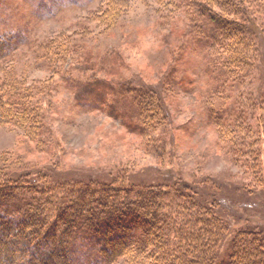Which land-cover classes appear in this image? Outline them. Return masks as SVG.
Segmentation results:
<instances>
[{"label": "trees", "instance_id": "trees-1", "mask_svg": "<svg viewBox=\"0 0 264 264\" xmlns=\"http://www.w3.org/2000/svg\"><path fill=\"white\" fill-rule=\"evenodd\" d=\"M44 1L49 0L39 5ZM184 1L202 18L195 36L204 46L202 72L208 80L206 87L192 86V93L200 97L198 107L214 130L212 143L223 153L233 150L234 160L237 157L249 172L242 189L249 193L259 189L264 200L260 151L264 86L254 98L244 84L255 64H264L252 37L255 29L264 33V17L259 22L255 17L257 9L264 11V3ZM215 5L233 16L222 17ZM0 25V125L24 129L27 142L35 143L21 152L0 151V264H111L117 260L121 264H264V234L252 228L237 230L226 253L220 252L228 232V224L215 211L221 182L200 180L188 186L191 192H184L176 187L185 185L180 180L168 189L162 182L129 179L149 162L164 167L174 153L167 147L175 143V135L165 99L174 85L136 86L129 80L115 82L94 74L86 78L61 75L78 106L91 112L103 106L107 118L119 119V127L132 136L127 147L105 156L102 163L96 161L98 152H88V158L95 159L86 162L92 167L90 174L60 176L56 172L63 167L60 161L68 154H82L83 149H65L53 129L49 105H39L49 82H28L22 73L12 75L6 58L26 41L19 33L21 27L4 21ZM57 38L59 42L50 41L57 43L55 49L43 45L53 53L47 70L53 68L54 57L61 60L67 53L64 39ZM250 46L254 50L248 53ZM176 73L170 67L168 74L174 78ZM190 84L182 79L177 85L188 92ZM58 148L60 160L52 173L41 170L45 167L38 162L41 159H25L34 151L43 153V158L55 157ZM204 182L212 189L196 188Z\"/></svg>", "mask_w": 264, "mask_h": 264}, {"label": "rangeland", "instance_id": "rangeland-1", "mask_svg": "<svg viewBox=\"0 0 264 264\" xmlns=\"http://www.w3.org/2000/svg\"><path fill=\"white\" fill-rule=\"evenodd\" d=\"M0 2V21L21 27L23 32L19 33L26 41L6 58L12 68V75L22 73L28 82L41 79L49 82L46 90L43 89L44 99H41L39 105L44 108L49 105V118L54 123L53 129L59 133L64 148L83 149L80 155L68 154L64 157L60 161L63 164L61 170L54 167L60 160L57 158L61 155L59 148L55 150V157L43 158V153L34 151L35 153L25 156L26 160L41 159L38 162L45 166L41 168L42 171L51 170L52 173L57 169L58 175L64 177L74 175L75 172L90 174L92 167L86 165V162L95 159L94 156L88 158V152H98L100 157L96 161L102 163L107 160L105 156L109 157L129 145L128 139L132 135L119 127L120 120L112 121L107 118V109L101 105L93 112L78 106L73 91L64 85L61 75L73 74L86 78L94 74V77H106L115 82L129 80L131 85L136 86L174 85L168 98L163 96L169 105L175 135V143L167 144V147L174 153L170 154L164 167L149 162L143 169L131 173L129 179L162 182L168 189L172 188L173 181L180 180L185 185L179 184L176 187L184 192H191L188 186H193L200 180L206 182L207 179L214 185H220L218 182H221L223 188L217 192L215 211L228 224L227 235L220 247V252L224 254L232 234L237 230L252 228L264 234V200L259 198L262 193L259 189L254 193L252 190L249 193L247 189H242L249 172L242 161L236 160L237 157L234 160V155L230 153L234 152L229 146L226 149L229 148L230 151L228 149L226 153L215 149L216 145L212 143L215 138L214 130L206 125L205 115L198 107L200 97L192 93V86L206 87L205 80L208 79L202 72L206 62L204 46L195 36L198 22L202 18L194 8L187 5V1L49 0L44 1L43 5H39L41 0ZM223 8L215 5V10L222 17L233 16L227 15ZM255 17L259 22L264 17V11L257 9ZM60 36L64 39L67 53L61 55V60L54 57L55 63L50 64L53 68L47 70L53 53H49L43 45L48 43L55 49L57 43L50 41L59 42L57 37ZM252 37L257 47L259 46L264 61V33L255 29ZM253 50V46L248 47V53ZM262 66L263 63L257 62L249 75L250 80L244 83L247 92L254 98L258 96L261 86H264ZM170 67L177 71L174 78L168 74ZM56 70L60 73H56ZM106 72L109 73L106 75ZM182 79L185 85L193 82L186 86L189 88L188 92L177 85ZM23 135L24 129L1 124L0 151L21 152L27 144H35L34 141L27 142ZM260 151L264 176V143L261 144ZM205 182L196 185V188L206 185L212 189L211 184ZM111 264L121 262L117 260Z\"/></svg>", "mask_w": 264, "mask_h": 264}]
</instances>
